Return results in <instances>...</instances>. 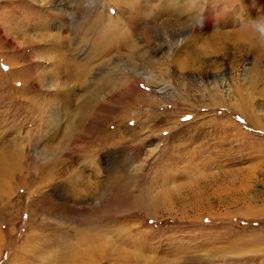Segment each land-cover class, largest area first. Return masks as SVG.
<instances>
[{
  "label": "rangeland",
  "instance_id": "rangeland-1",
  "mask_svg": "<svg viewBox=\"0 0 264 264\" xmlns=\"http://www.w3.org/2000/svg\"><path fill=\"white\" fill-rule=\"evenodd\" d=\"M86 1L84 25L97 7L96 0ZM38 2L0 0V176L6 182L0 190V264H52L55 255L62 258L57 264H264V33L252 28L264 21V0H202L209 28L198 20L200 32L184 40L160 36L148 47V60L135 62L115 38L109 54L90 52L101 59L88 63L92 74L85 81L110 63L128 67V82L136 83L126 95L117 92L104 102L110 111L100 114L108 121L105 144L82 127L89 149L74 151L77 133L63 139L59 130L50 136L52 146L66 148L58 155L40 149L39 130L45 135L46 125L58 129V122L47 121L62 116L55 113L62 104L70 107V99L78 108L87 94L82 87L74 92L64 79L59 91L47 83L35 87L30 77L26 86L15 83L38 66L60 72L43 53L46 43L31 48L12 34L27 27L34 37L43 29L31 25L46 22L52 9ZM107 3L101 14L114 16V4ZM69 18L66 13V24ZM50 27L48 33L58 32ZM134 27L133 43L146 46L142 26ZM98 34L96 28L84 33V51ZM149 78L156 83L148 85ZM143 94H151L156 105L139 106ZM80 111L65 112L70 129ZM88 120L84 116L83 124ZM117 175L128 192L142 191L145 211L119 207L110 182ZM86 218L93 222L83 224ZM88 229L101 236L100 249L76 245ZM66 239L71 245L63 250Z\"/></svg>",
  "mask_w": 264,
  "mask_h": 264
},
{
  "label": "bare ground",
  "instance_id": "bare-ground-1",
  "mask_svg": "<svg viewBox=\"0 0 264 264\" xmlns=\"http://www.w3.org/2000/svg\"><path fill=\"white\" fill-rule=\"evenodd\" d=\"M106 1L114 4L115 6L114 16L109 15V14H106L107 16L101 14V12L105 8ZM95 2H96L97 7L95 9L91 8L90 10V12H92L91 21L86 22L84 25L83 22H80V15H82L83 12L86 10V6H87L86 0H39L38 5L42 7L49 6L51 7L50 9H52L49 12V14L46 15V18L48 19L46 22L44 20L38 19L41 22L39 21L35 23L34 25H31L34 27L37 25L41 27L42 25L43 29L37 30L36 34L33 35L34 37H29L27 35L26 33L27 27L22 28V30L24 29L23 34L22 32L19 31V28H16V30L14 29V32L12 33L14 37L16 38L15 41L16 40L18 41V39L21 36L22 39L27 41V45H30L31 48L41 47L40 44L46 43L47 47L45 46V49L47 50L44 49L43 53L45 55H50L51 57L49 58L51 59L50 64L55 63V64H58V66L60 67V72H59L54 67L45 68V67L38 66L36 69V70H40L37 72L38 74L36 73L35 68H32L29 72L27 71L24 74L21 73L22 79H16L15 83L20 81L23 85L26 86L28 83V78L30 77V79H32L33 82L37 84V85L33 84V86L35 87H41V85H43L44 83H47L50 87L53 88V91H59L61 89L57 86V84L59 82V85H60V81H63L64 79L67 82L73 83L74 92H76L75 90H79L82 87L81 88L82 91H84V93L87 94V96L81 99L78 105V108H80L81 111L80 113H77L78 114L77 119L75 120V123L72 125L71 129H70V123H69L70 117L66 116L65 112L69 110H76V109L78 110V108L72 105V99H70L68 102L70 104V107L62 104V106L60 107V110L59 111L57 110L56 113L55 111L49 112V113H55L56 115H60L62 113V116H60L59 118H57L56 116L55 117L53 116V118H51L49 122L47 121V123L51 122L53 124L54 122H58L59 123L58 129L53 128V127L50 128V126L46 125L45 135L39 130V133L41 136V138L38 137L39 138L38 143H40L39 145L40 149H42V147L44 149L47 148L49 151H53L55 155H58L59 153L64 152L66 149L64 145L59 146L57 144V145L52 146L50 143V136H52L53 138L60 131L64 135L63 139H67L71 134L77 133L74 137V143H75L74 144L75 147L73 146L74 151H82V152L86 151L87 152L89 149L88 148L89 146L85 145L87 143V137H85L84 135L85 133H83L82 130L93 132L92 134L94 133H97V135L100 134L101 137L98 140L99 142L105 144L108 139L107 136L109 135V133L105 131V126H106L105 124L108 121H106V116H104V119H103L100 117V114H103L105 112H107L106 114H108V112L110 111H108L109 108L107 107V105L104 104V102L105 101L110 102L114 100L115 98H117L118 96L115 95L117 92H122L126 95L132 89L133 85L136 83L135 80L132 81L133 83L131 84L128 82V77L126 76L127 72H125L126 70L129 71L128 67L124 66V68H122L121 65L110 64V63H108L105 67L99 68L96 70V75H98L96 79L91 80V78H88V82L85 81V78L87 76L89 77V75L91 77V74H92V72L90 71V66H88V63H94L96 59H101V57H98V56L95 57L92 54L89 55L90 52L94 53V51L97 50L99 53H102L104 51L103 53L104 55L109 54L110 47H109L108 42H110L111 39L115 38L117 39L116 43L119 46H122V48H125V51L128 52L129 58L134 59L135 62L141 61L140 59L148 60L151 54H153V51L149 50L148 47H150L151 43L155 42L156 39L159 38L160 36L164 37L168 35L166 39H174V41L184 40L190 35H194L195 33L200 32V28L196 26L197 25L196 21L198 20L199 22L201 20L203 21L204 28H209V24H208L209 21L207 17L202 15L201 13L203 10L201 9L202 0H140V1L139 0H96ZM110 3H107V4L110 5ZM66 13H68L70 16L69 20H71V22L69 24H66L67 23ZM195 13L197 15H195ZM120 15L123 16L122 17L123 19H120L118 17ZM157 21H161V22L158 23ZM139 23H141L142 25H138ZM68 25H71V26H68ZM262 25H264V21L258 20L252 25V28L259 29V26H262ZM50 26H53L52 28L57 29L58 32L48 33L47 29H50L51 28ZM137 26H142L140 27L141 36H142L141 39L145 42L146 46L145 45L135 46V44L133 43L134 40L132 38L133 35L131 33V28L134 27L135 29H137ZM71 27H72V30H71ZM94 28H96V31L99 32V34L96 35L97 40H95V42L93 43L92 48L90 47L87 51H84V48H86L85 43L87 40L84 33L87 31L93 30ZM158 28L164 29L168 33L165 34L164 32H161V33H158L157 31L155 32L154 30ZM173 28H175L176 30H173V33L171 34L170 30H172ZM84 29H86L85 32H83ZM23 43H26V42H22L21 45ZM11 44L15 45L14 42ZM72 44H78L79 46L73 47ZM79 58L81 61H84V63L77 62ZM48 64H45L44 66ZM100 64H103V63H100ZM7 65L9 66L8 69L12 70L14 68L13 62ZM104 69L106 71H104ZM133 69H135V67ZM142 70H146V72L148 73L150 69L148 70L147 67H145ZM137 71H135L134 76H138L136 74ZM12 73L10 75L11 78H12ZM129 73H132V72L129 71ZM154 79L150 80L149 78L145 81L147 82L148 85L155 84L156 82ZM157 86L160 87V84H157ZM165 88L166 87L163 86L159 88V90L157 91L160 94H164L167 89ZM69 90H70V85L68 86V90L63 89V93H66ZM33 98H34L35 103L38 102L36 97H33ZM136 103L139 106L140 104L145 103L148 106L153 107L154 105H156L157 102H156V99H154L151 94H143V96L141 95V98L138 99ZM36 109H37V106H36ZM37 111H38L37 115L39 119L40 118L39 116L42 115V110L38 108ZM241 114L244 117L247 115L245 113H241ZM84 116L85 117L89 116L90 120H88L87 123L83 124ZM136 116L138 117V115ZM61 124L62 125L67 124L69 126L65 128L64 131H62L60 127ZM27 140H29L28 136H27L26 141ZM37 158L39 161L40 158L39 157ZM3 163L0 161V175L4 174L3 173L4 172ZM11 163L13 165V162ZM5 176L7 175L5 174ZM1 177L3 178V176H0V190L5 191L6 186L3 184L4 179L2 181ZM110 182H111L112 188L114 189L113 191L114 197L116 196V198L118 199L117 200L118 203H120L119 207L120 206L124 208L126 207L128 210L130 209V210H141L142 211L144 209L145 211L142 191H139L137 195H134L128 192L127 191L128 185L124 184L122 182V179L118 175L117 177L111 179ZM46 204L48 207L50 206V203L46 202ZM57 206L61 207L60 205H57ZM68 210H71V209H68ZM74 213L76 215V212ZM84 222L85 224L87 223L89 224V223H92L93 220L86 218L85 220H83L82 223L84 224ZM93 235L94 234L91 233L90 229L79 233L78 236L76 235L77 238H75L76 245H80V244L92 245V243H94V245H96V248L100 249V245H101L100 241L102 240L101 236H97L98 234L94 236ZM67 241L68 240L66 239L63 242L64 243L63 250H66L67 247L71 245V242L68 245ZM73 249H74L73 252L77 254L78 250L76 248H73ZM79 253H80V250H79ZM70 255L72 254L70 253ZM74 260H77V259H74ZM52 261H53L52 264H57L58 262H62V258H58L55 255Z\"/></svg>",
  "mask_w": 264,
  "mask_h": 264
},
{
  "label": "clouds",
  "instance_id": "clouds-1",
  "mask_svg": "<svg viewBox=\"0 0 264 264\" xmlns=\"http://www.w3.org/2000/svg\"><path fill=\"white\" fill-rule=\"evenodd\" d=\"M259 31H260L261 33H264V25L259 26Z\"/></svg>",
  "mask_w": 264,
  "mask_h": 264
}]
</instances>
